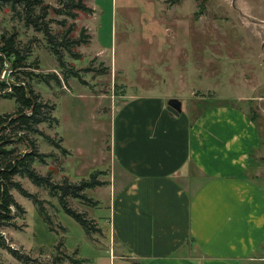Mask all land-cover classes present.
<instances>
[{
    "label": "rangeland",
    "instance_id": "obj_1",
    "mask_svg": "<svg viewBox=\"0 0 264 264\" xmlns=\"http://www.w3.org/2000/svg\"><path fill=\"white\" fill-rule=\"evenodd\" d=\"M41 1L57 43L68 30L77 42L85 30L90 41L59 47V64L20 9L0 6V36L24 59L16 77L7 68L0 81L30 86L46 121L29 134L32 149L20 139L5 149L14 157L36 152L35 175L54 186L80 185L93 173H102L104 186L83 193L90 204L67 200L89 223L87 235L63 210L61 192L53 197L25 176L13 177L8 191L19 210L12 208L0 229V264H22L6 248L29 264H120L113 261L109 208L119 186L109 147L111 120L128 99L177 102L192 118L236 106L258 119L261 172L249 180L264 190V0H86L93 15L75 22L52 12L62 11L59 0ZM6 93L0 87V118L18 112Z\"/></svg>",
    "mask_w": 264,
    "mask_h": 264
},
{
    "label": "crops",
    "instance_id": "obj_2",
    "mask_svg": "<svg viewBox=\"0 0 264 264\" xmlns=\"http://www.w3.org/2000/svg\"><path fill=\"white\" fill-rule=\"evenodd\" d=\"M134 99L111 120L113 261L264 264V190L249 180L261 172L258 119L236 106L174 116L171 102Z\"/></svg>",
    "mask_w": 264,
    "mask_h": 264
},
{
    "label": "trees",
    "instance_id": "obj_3",
    "mask_svg": "<svg viewBox=\"0 0 264 264\" xmlns=\"http://www.w3.org/2000/svg\"><path fill=\"white\" fill-rule=\"evenodd\" d=\"M59 4L62 11L52 12L57 15L62 14L72 22L77 21L79 15H93V11L86 7V0H59ZM0 6H5L14 11L20 9L27 26L35 27L39 32L44 34L51 54L59 64H62V55L59 47L68 49L71 46H77V44L81 43L87 44L90 41V37L87 36L85 30L80 32L79 42L72 38L73 33L68 30L65 34L61 33L58 35L59 40L57 43L55 37L47 29V22L45 23L49 15V8L45 7L41 0H0ZM37 11L39 12L38 15ZM38 21H41V23L39 24ZM69 44L70 46L66 47ZM72 49H70L71 54L73 53ZM23 60L21 54L16 50L13 40L0 36V74L7 70V68H11L12 77H16V73L22 67ZM74 76L77 78L76 76L78 75L74 74ZM18 82H20L19 79L4 83L0 81V87L4 91L9 92L4 95V98L9 101L14 100L19 105L15 116L0 118V133L4 132L6 134V131H9L7 133L8 136H0V229L7 227L11 222L12 208L18 209L8 191L9 186H12L11 180L15 176H25L37 187L47 188L50 196L54 195L53 197H56L61 192L60 202L63 210L89 235L90 225L86 221L85 216L76 214L68 209L67 200L71 199L83 204H90V201L83 193L104 186L97 180V177L101 176L102 173H93L90 175L89 180L82 181L80 185H71L65 182L63 187L54 186L51 184L49 177L40 178L35 175L32 166L36 158V152L22 157H14L13 151L9 152L5 149L16 143H13L12 140L14 139H20L21 142H25L32 149V145L28 140L29 134H36L37 126L46 122L41 113L42 107L37 103L31 87ZM25 111L29 112L31 116H27L24 113ZM20 134L24 135L21 136ZM55 146L59 148L57 145ZM62 152L65 153V151ZM34 201L36 203V200ZM93 204L94 207L97 206L95 203ZM39 213L43 215L40 209ZM2 242L0 239V247L4 248ZM6 251L22 264H29V260L26 257L20 256L9 248H6Z\"/></svg>",
    "mask_w": 264,
    "mask_h": 264
},
{
    "label": "water",
    "instance_id": "obj_4",
    "mask_svg": "<svg viewBox=\"0 0 264 264\" xmlns=\"http://www.w3.org/2000/svg\"><path fill=\"white\" fill-rule=\"evenodd\" d=\"M171 114H173L174 116H177L180 109H179V105L176 104L175 102L170 104L169 110H168Z\"/></svg>",
    "mask_w": 264,
    "mask_h": 264
}]
</instances>
